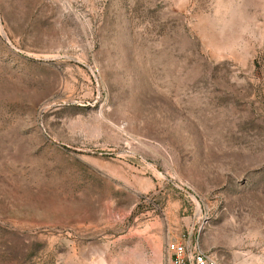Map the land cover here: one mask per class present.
Instances as JSON below:
<instances>
[{"label": "rangeland", "instance_id": "1", "mask_svg": "<svg viewBox=\"0 0 264 264\" xmlns=\"http://www.w3.org/2000/svg\"><path fill=\"white\" fill-rule=\"evenodd\" d=\"M194 227L264 264V0H0V264H168Z\"/></svg>", "mask_w": 264, "mask_h": 264}, {"label": "built area", "instance_id": "2", "mask_svg": "<svg viewBox=\"0 0 264 264\" xmlns=\"http://www.w3.org/2000/svg\"><path fill=\"white\" fill-rule=\"evenodd\" d=\"M200 230L190 228L167 242L168 264H220L215 254L201 248Z\"/></svg>", "mask_w": 264, "mask_h": 264}]
</instances>
